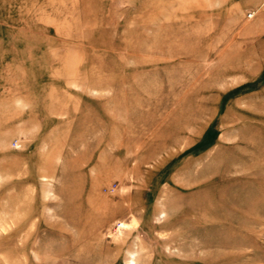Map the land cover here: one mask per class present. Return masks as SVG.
Returning <instances> with one entry per match:
<instances>
[{
	"label": "rangeland",
	"instance_id": "obj_1",
	"mask_svg": "<svg viewBox=\"0 0 264 264\" xmlns=\"http://www.w3.org/2000/svg\"><path fill=\"white\" fill-rule=\"evenodd\" d=\"M0 264H264V0H0Z\"/></svg>",
	"mask_w": 264,
	"mask_h": 264
},
{
	"label": "built area",
	"instance_id": "obj_2",
	"mask_svg": "<svg viewBox=\"0 0 264 264\" xmlns=\"http://www.w3.org/2000/svg\"><path fill=\"white\" fill-rule=\"evenodd\" d=\"M252 15V12H249L248 16H251Z\"/></svg>",
	"mask_w": 264,
	"mask_h": 264
}]
</instances>
